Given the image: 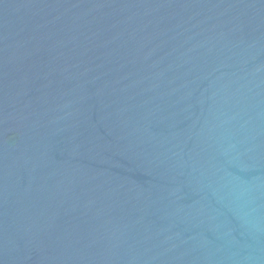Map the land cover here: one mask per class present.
<instances>
[{
    "label": "water",
    "instance_id": "95a60500",
    "mask_svg": "<svg viewBox=\"0 0 264 264\" xmlns=\"http://www.w3.org/2000/svg\"><path fill=\"white\" fill-rule=\"evenodd\" d=\"M0 264H264V0H0Z\"/></svg>",
    "mask_w": 264,
    "mask_h": 264
}]
</instances>
